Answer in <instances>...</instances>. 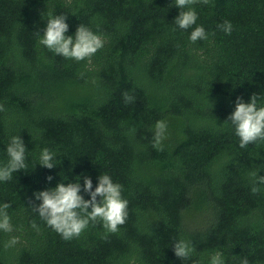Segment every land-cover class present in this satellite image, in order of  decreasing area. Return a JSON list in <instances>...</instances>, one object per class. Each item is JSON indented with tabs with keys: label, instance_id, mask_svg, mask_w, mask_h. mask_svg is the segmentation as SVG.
Returning <instances> with one entry per match:
<instances>
[{
	"label": "trees",
	"instance_id": "trees-1",
	"mask_svg": "<svg viewBox=\"0 0 264 264\" xmlns=\"http://www.w3.org/2000/svg\"><path fill=\"white\" fill-rule=\"evenodd\" d=\"M193 7V28L208 33L195 43L175 0H0V164L20 135L28 165L0 181L13 226L0 231V264H210L217 250L225 264H264V186L253 194L250 177L264 143L241 148L226 121L237 97L264 94V0ZM50 13L67 15L66 35L84 24L104 46L79 62L57 56L40 43ZM225 20L230 35L217 27ZM157 120L168 125L163 151L152 147ZM46 147L52 169L38 163ZM103 174L129 202L116 233L90 223L65 240L31 206L34 192L85 175L94 189ZM182 238L196 248L188 260L174 254Z\"/></svg>",
	"mask_w": 264,
	"mask_h": 264
},
{
	"label": "clouds",
	"instance_id": "clouds-1",
	"mask_svg": "<svg viewBox=\"0 0 264 264\" xmlns=\"http://www.w3.org/2000/svg\"><path fill=\"white\" fill-rule=\"evenodd\" d=\"M212 0H175V5L181 11L175 18V23L180 29L188 30L196 25L198 14L194 5L208 6ZM47 18L46 29L41 35L40 43L46 46L57 56L77 62L90 59L99 49L104 46V39L100 34L94 32L84 24H80L74 35H66L69 29L66 14L54 15L50 13ZM217 27L224 33L230 35L233 25L225 20ZM39 34V32H37ZM208 33L202 25H197L190 33V41L206 40ZM83 76V73H81ZM95 81H93L94 83ZM125 104L134 103L136 98L128 92L123 93ZM4 105L0 103V111H4ZM226 121L234 126L235 134L239 137V146L245 148L249 144L264 143V94L253 93L249 102H244L242 97H237L235 110ZM167 122L157 120L154 126L152 147L157 151L164 150V140L167 139ZM8 160L0 164V181H10L13 174L19 170H27V149L20 135L11 137L6 147ZM259 155V154H258ZM257 155V156H258ZM55 153L49 148H44L39 156L38 163L47 169H52ZM262 165L253 167L250 172L253 194L262 191L264 176L258 175ZM51 175L47 177L50 182ZM87 193L90 199H85L81 192ZM39 204L31 206L39 217L46 222L54 231L59 233L63 239L71 240L78 238L88 228L89 224L102 222L107 233H116L119 226L126 223L128 218V200L122 196V185L113 182L108 174L98 177V183L93 189L90 176H83V185L80 177L65 184L59 182L53 188H47L33 193ZM99 197V200H98ZM10 203L0 204V231L11 233L13 226L8 209ZM31 227L39 231L35 221ZM106 238V237H105ZM19 242L18 237H11L4 247L5 249L15 246ZM174 254L182 260L190 259L196 252V248L189 239H179L174 242ZM191 264H201L200 260H192ZM210 264H225L223 251L217 250L211 255ZM240 264H249L247 257L240 260Z\"/></svg>",
	"mask_w": 264,
	"mask_h": 264
}]
</instances>
